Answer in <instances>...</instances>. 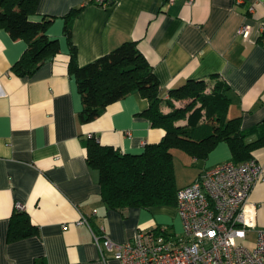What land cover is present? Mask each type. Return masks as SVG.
Segmentation results:
<instances>
[{"label":"crops","instance_id":"obj_1","mask_svg":"<svg viewBox=\"0 0 264 264\" xmlns=\"http://www.w3.org/2000/svg\"><path fill=\"white\" fill-rule=\"evenodd\" d=\"M87 1L38 0L30 18H51L46 32L58 40L59 52L31 75L11 71L26 41L12 39L0 27V264H120L106 249L103 260L82 216L94 230L103 226L116 243L157 226L174 234L182 230L175 205L121 212L106 208L100 197L98 171L86 161L87 139L137 153L159 141L164 129L152 126L142 113L148 101L138 91L110 103L95 119L79 122L82 102L68 71L69 44L63 34V15L72 8L80 7L70 23L79 65L132 39L158 78L163 101L187 79L220 78L232 90L228 117L238 116L244 131L264 120V0ZM243 23L249 26L246 37L238 33ZM252 154L263 172L245 205L255 224L245 231L248 245L264 228V146ZM230 159L225 141L203 158L173 149L176 186ZM16 203L23 205L37 233L8 240Z\"/></svg>","mask_w":264,"mask_h":264},{"label":"trees","instance_id":"obj_2","mask_svg":"<svg viewBox=\"0 0 264 264\" xmlns=\"http://www.w3.org/2000/svg\"><path fill=\"white\" fill-rule=\"evenodd\" d=\"M37 3L38 0H0V27L12 39L26 41V48L10 68L18 76L33 74L59 52L58 40L46 32L51 18H30ZM79 9L74 7L63 15V34L69 44L68 71L75 78L82 102L79 122L95 119L110 103L138 91L148 101L142 113L152 126L164 129L159 141L146 143L137 153L120 152L93 137L87 139L86 161L98 171L100 197L106 208L125 212L131 207L175 205L179 187L175 183L173 149L203 158L217 142L225 141L231 160L241 162L253 158V150L264 146V120L244 131L238 116L228 117L232 90L223 79H187L171 89V97L163 101L158 78L135 40H125L79 65L70 28ZM187 98L190 100L182 106L174 103ZM163 104L169 108L167 111L162 110ZM34 233L37 226L28 213L15 209L9 217L7 239Z\"/></svg>","mask_w":264,"mask_h":264},{"label":"built area","instance_id":"obj_3","mask_svg":"<svg viewBox=\"0 0 264 264\" xmlns=\"http://www.w3.org/2000/svg\"><path fill=\"white\" fill-rule=\"evenodd\" d=\"M87 2L104 5L109 0ZM248 30L243 23L238 33L246 37ZM262 172L254 157L241 162L230 159L179 187L175 206L182 223L180 233L157 226L116 243L105 235L103 226L94 230L84 216L80 222L87 223L103 260L106 249L120 264H264V228L256 230L251 245L244 240L247 228L255 225L251 211L245 208L246 201ZM15 209L23 210V205L16 203ZM236 237L241 241L234 242Z\"/></svg>","mask_w":264,"mask_h":264},{"label":"rangeland","instance_id":"obj_4","mask_svg":"<svg viewBox=\"0 0 264 264\" xmlns=\"http://www.w3.org/2000/svg\"><path fill=\"white\" fill-rule=\"evenodd\" d=\"M189 100H190V98L182 99V100H176V101H177L176 104L179 105V106H182V105H184L185 103H187Z\"/></svg>","mask_w":264,"mask_h":264}]
</instances>
